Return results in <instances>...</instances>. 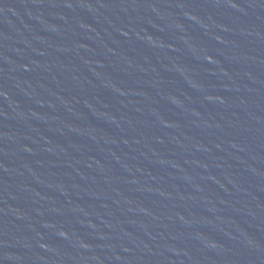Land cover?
<instances>
[{"label":"water","instance_id":"1","mask_svg":"<svg viewBox=\"0 0 264 264\" xmlns=\"http://www.w3.org/2000/svg\"><path fill=\"white\" fill-rule=\"evenodd\" d=\"M0 264H264V0H0Z\"/></svg>","mask_w":264,"mask_h":264}]
</instances>
